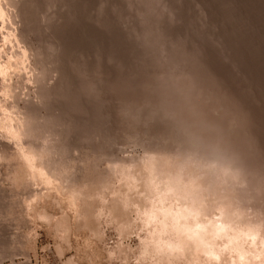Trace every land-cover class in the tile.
Returning <instances> with one entry per match:
<instances>
[{
    "label": "rangeland",
    "instance_id": "obj_1",
    "mask_svg": "<svg viewBox=\"0 0 264 264\" xmlns=\"http://www.w3.org/2000/svg\"><path fill=\"white\" fill-rule=\"evenodd\" d=\"M158 203L222 226L213 258L153 252ZM237 250L264 264V0H0V264Z\"/></svg>",
    "mask_w": 264,
    "mask_h": 264
},
{
    "label": "bare ground",
    "instance_id": "obj_2",
    "mask_svg": "<svg viewBox=\"0 0 264 264\" xmlns=\"http://www.w3.org/2000/svg\"><path fill=\"white\" fill-rule=\"evenodd\" d=\"M217 153V152H215ZM214 153V155H215ZM220 155V154H219ZM150 156V155H149ZM145 158V157H144ZM149 158V157H148ZM151 158V157H150ZM153 158V157H152ZM225 158V157H224ZM222 157V159H224ZM154 159V158H153ZM32 160V159H31ZM147 160V159H146ZM151 160V159H150ZM214 160V159H213ZM220 160V159H219ZM227 160V159H226ZM224 161V160H223ZM222 161V163H223ZM229 161V160H228ZM149 162V161H148ZM150 163V162H149ZM161 163V162H160ZM220 163V162H218ZM217 164V163H216ZM225 164V163H224ZM228 164V163H227ZM31 165V164H30ZM151 165V164H150ZM229 165V164H228ZM225 167V166H224ZM29 168V167H28ZM229 168V167H228ZM146 169V168H145ZM152 169V168H150ZM31 170V169H30ZM228 170V169H227ZM124 171V170H123ZM150 171V170H149ZM151 173V171H150ZM151 175V174H150ZM157 175V174H156ZM154 176V175H153ZM159 176V175H158ZM128 178V177H127ZM148 178V177H147ZM146 178V179H147ZM152 178V177H151ZM150 178V179H151ZM170 179V178H169ZM128 180V179H127ZM152 180V179H151ZM150 180V181H151ZM158 180V179H157ZM160 181V180H159ZM171 181V180H170ZM149 182V180H148ZM152 183V182H151ZM162 183V182H161ZM159 182V185L161 184ZM172 182H170L171 184ZM150 184V183H149ZM148 184V185H149ZM145 185V184H144ZM158 185V184H157ZM156 185V186H157ZM179 185V184H178ZM163 186H167L168 188V184H166V182H164V185ZM181 186V185H180ZM151 187V186H150ZM154 187V186H152ZM159 187V186H158ZM155 188V187H154ZM166 188V187H165ZM172 188V187H171ZM171 188H169V191H171ZM160 189V188H159ZM158 189V190H159ZM177 189L178 186H177ZM156 190V189H155ZM180 190V189H179ZM188 190V188H187ZM186 190V191H187ZM193 190V189H192ZM167 191V189H166ZM176 191V190H175ZM178 191V190H177ZM165 192V189L164 191H162V193ZM180 192V191H179ZM159 193V192H158ZM161 193V194H162ZM174 194V192H172ZM187 193V192H186ZM164 194V193H163ZM160 195V199L158 197V194H157V199H159L160 201H162L164 203V195ZM170 194V193H169ZM73 195V194H72ZM167 195V194H166ZM166 195H165V198H166ZM76 196V195H75ZM171 196V194L169 195ZM179 196V195H177ZM187 196V195H186ZM173 197V196H172ZM180 200L184 197H182L180 195ZM192 197V196H190ZM194 197V196H193ZM169 198V197H168ZM174 198V197H173ZM179 199V198H178ZM174 200V199H173ZM160 201H156V202H160ZM166 201L167 198H166ZM165 201V202H166ZM176 201V200H175ZM186 201V200H185ZM190 201V199H189ZM188 201V202H189ZM155 202V201H154ZM170 202V201H169ZM173 203H175L174 201H172ZM181 202V201H180ZM171 203V202H170ZM156 204V203H155ZM154 204V205H155ZM159 204V203H158ZM157 204V206H158ZM177 204V202H176ZM183 204V203H182ZM153 205V204H152ZM178 205V204H177ZM194 205V204H193ZM156 206V205H155ZM151 207L147 212L148 214L146 219H147V222L149 221H153L155 222L154 225H156V227L154 228L155 231L154 232V238L152 236V238L155 240V242L153 243L154 245V250L153 248L152 251L157 253V251L159 252L158 254H161V253H169L172 254L176 253L177 255H180L181 253H189V255H192L194 253H205V255H209V256H214L216 252H214L213 250V247H212V239L215 238V236H221L224 235V228L222 226H219V225H216L213 224V225H206V221L204 222L205 224L202 223V221H198L197 220V214L196 212L194 211V208H192V206L187 205H184L181 206L179 205L178 208L175 207L176 209H173L171 208V204L169 206L168 205H160L157 207ZM195 206V205H194ZM148 208V207H147ZM155 208V209H154ZM197 208V207H196ZM153 209V210H152ZM196 210V209H195ZM198 211V210H197ZM212 222V221H211ZM222 225V224H221ZM153 228V227H152ZM226 228V227H225ZM153 229V230H154ZM232 229V228H231ZM238 229V228H236ZM253 231V230H252ZM224 232V233H223ZM238 232V231H237ZM248 232V231H246ZM249 232H251L249 230ZM168 234L170 235V237H167V241L162 243L160 242L161 239H162V236L160 234ZM233 233V232H232ZM243 233V232H242ZM253 232L251 234H248L247 237H249V235L253 236ZM160 235V237H159ZM227 236V235H226ZM231 236V235H230ZM242 236H246V235H239V232L238 233H233V236L232 237H229V242L227 243H236V240L238 241L240 238H243ZM164 238V237H163ZM220 238V237H219ZM253 238V237H252ZM152 239V240H153ZM160 240V241H159ZM214 241V240H213ZM252 242V241H251ZM234 244V247H236L237 245ZM148 245V244H147ZM151 245V243H150ZM214 245V244H213ZM233 246V244H231ZM233 248V247H232ZM150 249V250H151ZM237 249V248H236ZM243 249V248H242ZM238 250H239V246H238ZM238 250H237V253H238ZM244 252V251H243ZM238 253L237 255V264H241L243 263V261H245V257L244 255L246 256V254L244 253ZM145 253V252H144ZM180 253V254H178ZM217 255V254H216ZM176 256V255H175ZM213 258V257H212ZM193 260V259H191ZM246 264V263H245Z\"/></svg>",
    "mask_w": 264,
    "mask_h": 264
}]
</instances>
